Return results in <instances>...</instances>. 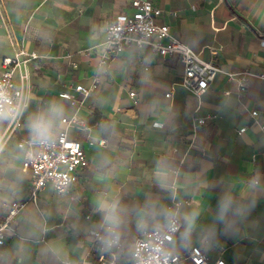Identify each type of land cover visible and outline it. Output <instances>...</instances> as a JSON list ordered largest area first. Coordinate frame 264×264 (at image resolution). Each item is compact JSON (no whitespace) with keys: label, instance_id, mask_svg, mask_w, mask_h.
<instances>
[{"label":"crops","instance_id":"0c3cea01","mask_svg":"<svg viewBox=\"0 0 264 264\" xmlns=\"http://www.w3.org/2000/svg\"><path fill=\"white\" fill-rule=\"evenodd\" d=\"M144 1L160 10L156 23L219 69L200 95L181 86L176 54L128 47L103 61L105 24L132 13L130 0H0V58L16 50L38 55L13 74L17 85L27 75L26 108L0 150V223L11 204L23 206L5 233L0 264L110 259L90 233L108 234L102 202L118 204V262L129 264L137 224L163 228L175 198L184 202L172 252L198 247L209 263L264 264V129L255 124L264 123V0ZM76 85L90 89L80 107L59 96L80 99ZM53 101L85 121L86 130L69 128L68 137L88 164L66 193L47 184L34 203L16 145L29 138L28 116Z\"/></svg>","mask_w":264,"mask_h":264},{"label":"built area","instance_id":"2783aa9c","mask_svg":"<svg viewBox=\"0 0 264 264\" xmlns=\"http://www.w3.org/2000/svg\"><path fill=\"white\" fill-rule=\"evenodd\" d=\"M129 5L133 10L132 13H119L105 24L106 37L103 42L101 55L103 61L112 59L128 47H135L136 49L147 47L160 57L176 54L179 56L183 67L181 86L194 95L203 93L219 72L214 62L201 60L198 54L192 51L188 45L170 35L167 25L156 23L155 18L160 15V10L151 3L144 0H130ZM36 58H38L36 53H25L22 50H16L12 56L0 58V82L8 86L14 101L19 105L18 114L13 119L6 120L4 134L0 136V150L4 145L5 138L13 135L15 131L21 128L22 116L26 108L21 82L26 80L27 75L22 73L19 77L20 84L17 85L13 80V74L16 69L24 68L28 61ZM72 66L75 67V64ZM97 80L98 77H95V81ZM239 86L242 90L244 84L239 83ZM74 91L81 95L80 99L70 93H61L59 96L69 100L76 107H80L88 96L90 89L82 85H76ZM128 95L132 103L135 104L134 92L130 91ZM166 96L168 97L169 94H166ZM251 116L255 117L256 112H251ZM203 123V118L197 119L195 126H200ZM255 124L264 129V123L258 124L255 122ZM65 127V135L61 137L60 142L54 147L35 151L31 158L25 157L22 152L21 169L29 174L28 198L34 203L39 192L47 184L57 194L66 193L71 186L77 183L79 173L88 164L81 144L68 137L69 128L86 130L85 121L74 113L68 117ZM243 130L241 129L240 131ZM28 140L29 138L20 140L16 145L17 148L19 150L26 149ZM100 145H104V141H100ZM176 172L177 170H174V173ZM182 202L184 201L180 198H175L172 201L168 207L172 213L163 228L143 231L134 239L131 244L129 264H134L132 251L138 242H142L147 246L146 250L141 253L144 259H152L154 255L151 251L153 234L155 240L163 242L166 248L165 254L159 257L158 264H225L220 259L209 263L204 252L198 247H189L180 254L172 252L169 240H173L182 229V223L176 217L177 207ZM22 206V204L18 203H13L9 206L7 215L3 222L0 223V246L3 245L5 233L11 231V223L20 212ZM90 233L95 247L110 255V259L103 260L100 264H120L118 262V254L122 249L121 241L111 250H105L102 241L107 238L108 234L104 235L96 230Z\"/></svg>","mask_w":264,"mask_h":264},{"label":"clouds","instance_id":"9594fccd","mask_svg":"<svg viewBox=\"0 0 264 264\" xmlns=\"http://www.w3.org/2000/svg\"><path fill=\"white\" fill-rule=\"evenodd\" d=\"M18 110L19 105L14 101L8 86L0 82V122L13 119L18 114ZM67 119L65 106L58 101L49 102L44 107L31 113L25 125L29 140L26 149H21L24 156L31 158L35 151L50 149L59 143L61 137L65 135ZM101 207L105 209L104 222L109 226L108 236L102 243L105 250H111L114 246H117L120 241V236L117 232L121 223L120 217L117 214L118 204L115 202H102ZM137 228L143 232L147 228L146 222L141 220L137 224ZM190 228L191 225L181 234V242L187 241ZM169 243L175 244V240H169ZM146 248L147 246L142 242H138V244L134 246L132 251L134 264H158L159 257L163 256L166 251L164 243L156 241L154 234L151 238V251L154 255L150 260L144 259L141 255Z\"/></svg>","mask_w":264,"mask_h":264}]
</instances>
